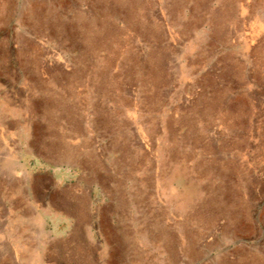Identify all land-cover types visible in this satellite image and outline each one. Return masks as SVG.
Wrapping results in <instances>:
<instances>
[{
	"label": "rangeland",
	"instance_id": "1",
	"mask_svg": "<svg viewBox=\"0 0 264 264\" xmlns=\"http://www.w3.org/2000/svg\"><path fill=\"white\" fill-rule=\"evenodd\" d=\"M0 94V264H264V0H0Z\"/></svg>",
	"mask_w": 264,
	"mask_h": 264
},
{
	"label": "crops",
	"instance_id": "2",
	"mask_svg": "<svg viewBox=\"0 0 264 264\" xmlns=\"http://www.w3.org/2000/svg\"><path fill=\"white\" fill-rule=\"evenodd\" d=\"M10 124L13 125L14 129H20L22 125V115L15 110L7 114L6 103L4 102L2 94H0V175L5 174L7 161H10L6 149V128L7 125L10 126Z\"/></svg>",
	"mask_w": 264,
	"mask_h": 264
}]
</instances>
